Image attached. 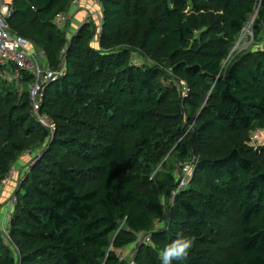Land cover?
Segmentation results:
<instances>
[{"label": "trees", "instance_id": "1", "mask_svg": "<svg viewBox=\"0 0 264 264\" xmlns=\"http://www.w3.org/2000/svg\"><path fill=\"white\" fill-rule=\"evenodd\" d=\"M98 1L102 32L89 21L69 35L53 21L73 0H14L11 30L66 71L42 103L53 135L32 112L33 76H0V209L2 183L31 155L0 264H162L179 233L193 245L172 264H264V145H252L264 49L233 52L254 18L264 46V0Z\"/></svg>", "mask_w": 264, "mask_h": 264}, {"label": "built area", "instance_id": "2", "mask_svg": "<svg viewBox=\"0 0 264 264\" xmlns=\"http://www.w3.org/2000/svg\"><path fill=\"white\" fill-rule=\"evenodd\" d=\"M83 2H86L88 11H98H94L92 16H96L99 20V33L102 32L103 6L101 2L98 0H73V7L81 6ZM14 11V0H0V76L12 85H19L23 72H27L33 76L34 82L29 90L32 112L39 124L49 130L53 135L56 130V124L49 115L41 113V108L46 84L50 81L59 79V77L65 73L66 65L63 63L58 70L53 69L49 65L47 54L43 49L33 44L29 39L11 30L8 20L12 17ZM71 19L70 15L60 13L54 18L53 22L58 28L67 30L66 26L70 23ZM87 23H89V21L85 22V24ZM65 51H63V53H65ZM179 89L183 98L189 96L190 89L186 84H180ZM25 156H28V154H25L24 157ZM197 164V159L194 157L188 162L181 164L179 184L177 189L172 193L173 201L175 196L189 185ZM27 169H29V166H27ZM15 174L16 168L10 172L6 180L2 183L3 189L14 182ZM16 201V196L12 193L5 204V218L0 221V229L9 242H11V238L9 236L8 223L12 218V212ZM137 242L150 244L152 243L151 235L140 233L137 236ZM121 259H129L128 250L125 249L122 251ZM130 264H134V261H131Z\"/></svg>", "mask_w": 264, "mask_h": 264}, {"label": "rangeland", "instance_id": "3", "mask_svg": "<svg viewBox=\"0 0 264 264\" xmlns=\"http://www.w3.org/2000/svg\"><path fill=\"white\" fill-rule=\"evenodd\" d=\"M95 12H98L96 10H94ZM94 11H88L86 8V2H83L81 4V6L78 7H73L72 11H70V13L68 12L67 14L71 16V21L70 23L66 26L67 32L69 35H73V33H75L80 27H82L86 21H90L95 23L97 29H99V20L97 19V17L92 16V14L94 13ZM254 19L251 20V22L247 25V27L244 29V31L242 32L239 41L237 43V47H235V51L237 52H243V51H257V50H261L264 49L262 43H256L255 39L253 37V23H254ZM182 84V83H181ZM177 86L180 87V83L177 82ZM252 142H254L252 145H254L255 147L264 145V132H259L257 133L253 138H252ZM27 162V166L29 165L28 161ZM21 164V163H20ZM19 164V165H20ZM22 165L17 167L16 170V174H15V179L14 182L10 183L6 188H5V193L4 191L1 194V203H4L5 201L7 202V200L10 198V194H12V189H16V183L18 181H20L22 178L25 177L26 175V170H27V166H25L22 169ZM5 202V203H6ZM5 205H3L0 209V221L3 220L5 218Z\"/></svg>", "mask_w": 264, "mask_h": 264}, {"label": "clouds", "instance_id": "4", "mask_svg": "<svg viewBox=\"0 0 264 264\" xmlns=\"http://www.w3.org/2000/svg\"><path fill=\"white\" fill-rule=\"evenodd\" d=\"M192 245L193 240L191 238L179 233L177 238L167 244L159 253L162 264H172L174 260H182L188 255Z\"/></svg>", "mask_w": 264, "mask_h": 264}, {"label": "crops", "instance_id": "5", "mask_svg": "<svg viewBox=\"0 0 264 264\" xmlns=\"http://www.w3.org/2000/svg\"><path fill=\"white\" fill-rule=\"evenodd\" d=\"M73 9V8H72ZM72 9H71V11H72ZM30 160H31V155H28V156H25V157H23V159H21V162H19L18 163V165H17V167L18 166H20L21 164H23L22 165V169L25 167V166H27L26 164H27V162L26 161H28V163H30ZM21 163V164H20ZM20 164V165H19ZM17 167H16V170H17ZM4 193H5V191H4ZM12 193H13V191H12ZM11 195V194H10ZM6 202V201H5ZM4 202V203H5ZM3 203V204H4Z\"/></svg>", "mask_w": 264, "mask_h": 264}, {"label": "water", "instance_id": "6", "mask_svg": "<svg viewBox=\"0 0 264 264\" xmlns=\"http://www.w3.org/2000/svg\"><path fill=\"white\" fill-rule=\"evenodd\" d=\"M236 47H237V46H236ZM234 50H235V49H234ZM233 52H234V51H233ZM233 52H232V53H233Z\"/></svg>", "mask_w": 264, "mask_h": 264}]
</instances>
